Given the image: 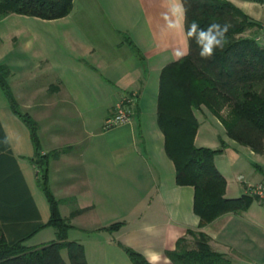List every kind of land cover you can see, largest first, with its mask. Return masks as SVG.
Returning <instances> with one entry per match:
<instances>
[{
	"label": "crops",
	"instance_id": "crops-1",
	"mask_svg": "<svg viewBox=\"0 0 264 264\" xmlns=\"http://www.w3.org/2000/svg\"><path fill=\"white\" fill-rule=\"evenodd\" d=\"M131 1L138 6L141 25H130L123 5L119 25H113L105 16L116 7L105 0H73L70 13L53 20L11 13L2 20L15 14L21 22L0 25V63L10 69L17 108L38 123L41 153L59 151L47 160L48 182L61 216L71 225L67 237L83 245L87 264H133L119 242L145 258L159 254L156 264H173L166 251L181 237L191 242L187 231L197 230L200 220L193 207L194 187L176 182L157 120L160 72L188 52L183 3ZM30 19L42 23L30 25ZM123 32L130 33L141 57ZM130 93L135 95L131 119L105 127L114 106ZM195 116L197 146L224 142L214 163L226 180L225 196L249 195L253 184L264 181V154L229 138L205 107ZM200 138L203 144L198 145ZM34 153L29 128L0 87V237L10 241L50 227L49 240L55 238L52 226L39 227L48 221L50 208L30 160ZM24 195L31 203L27 214V205L19 203ZM115 222L122 224L106 228ZM26 224L31 226L20 234ZM202 231L210 248L231 264H264V203L259 199L221 214Z\"/></svg>",
	"mask_w": 264,
	"mask_h": 264
},
{
	"label": "trees",
	"instance_id": "trees-1",
	"mask_svg": "<svg viewBox=\"0 0 264 264\" xmlns=\"http://www.w3.org/2000/svg\"><path fill=\"white\" fill-rule=\"evenodd\" d=\"M185 13V31L193 22L206 29L212 23L229 25L227 43L216 49L209 58L200 56L194 38H188V52L180 59L165 65L159 76L157 120L165 135V151L173 160L176 182L194 187L193 207L199 216L197 230L189 229L186 237L177 240L166 255L173 264H231L230 259L209 246V238L202 231L208 223L223 213L247 207L254 199L251 195L237 198L225 196L226 180L217 169L214 158L222 152L219 148L197 146L194 143L199 121L195 111L205 107L219 117L229 138L264 154V43L253 36H243L251 28L260 27L249 15L231 0H182ZM73 0H0V20L11 13L53 20L66 16ZM141 57L136 45L127 40ZM10 69L0 63V87L12 111L27 125L35 145L30 159L37 169V181L50 208L48 221L41 226H52L55 238L28 246L24 241L32 234L14 240L0 237V264H87L81 243L69 240L71 225L59 212V200L50 189L47 160L58 150L41 153L38 141V123L17 108L8 77ZM227 107V112H220ZM79 211V210H78ZM73 210L71 213L78 212ZM122 223L106 227L114 230ZM133 264H149L135 249L118 243ZM66 250L67 258L61 254Z\"/></svg>",
	"mask_w": 264,
	"mask_h": 264
},
{
	"label": "rangeland",
	"instance_id": "rangeland-1",
	"mask_svg": "<svg viewBox=\"0 0 264 264\" xmlns=\"http://www.w3.org/2000/svg\"><path fill=\"white\" fill-rule=\"evenodd\" d=\"M105 1L109 2V5L111 7H116L115 8V12L114 11H111L110 9H109V11H107V13H108V15H109L110 18L108 16H105L106 20H108V21L110 20V22L113 25H119L118 17L121 14V7H122V5L124 6V11H122V13L125 14V15L127 14L130 17V25L131 24H133V25H141L140 24V22H141V20H140L141 19V14H140L139 9H138V6H137V4L135 2H132V1L130 2V0H105ZM231 1L233 3L240 2L239 3V6L242 7L249 14V17H250L251 20L255 21L260 26L264 24V0H231ZM30 20H31V22H28V23H30V25H41V23H42L40 21H35V20H32V19H30ZM70 20L72 22L69 21L68 23H71L72 24L74 22L73 21L74 20V17H72ZM20 22H21L20 19H16V15L15 14H12V15H10L8 18H6L4 20L1 19L0 20V25H7L6 27L8 28V25H14L15 23H20ZM120 22H121L120 24H122V21L121 20H120ZM88 23H89V21L85 25H89ZM92 23H93V21H92ZM55 24L56 25H64L63 22H57ZM104 24L105 23H103L102 20L99 22V25H104ZM44 25H46V24H44ZM52 25H54V24H52ZM74 26L76 28V25H72L71 27H74ZM6 30L8 32V29H5V32H6ZM258 34H259V27L257 29L251 28L250 30H247L243 34V36H246V37L253 36L257 41H259L260 43H263L262 40L259 39ZM122 35L124 36V40L126 42H128L127 40H131L132 41L131 35H130L129 32H127V33L123 32ZM4 38H6V35H5ZM6 42L8 44V40ZM0 47H4V46L2 44H0ZM20 110L22 112H26L22 108H20ZM223 110L224 109H222L220 113L222 115H225L226 112H227V107H225L224 112H223ZM112 112H113V110H112ZM217 118L220 120L219 117H217ZM202 124H200V125L202 126ZM203 128H204L203 126L200 127L201 130ZM37 134H38V130H37ZM197 144L198 145L203 144L201 138L197 141ZM205 144H208V145H205V146L211 147V148H213V146H215L213 144H217L216 146H220V142L218 143V142H215V141H206ZM26 198H28L26 195L20 197L19 203H23V204L25 203V205H27V211H25V213L27 214L28 213V210L29 211L31 210V203L29 202L28 199L26 200ZM29 226H31V224H26L25 225V228L23 230H19V233L20 234L21 233L23 234V232H25V231L27 232ZM51 229H52L51 227L50 228H47V229H42L40 232H38L34 236H32V237L29 236L24 241V244L25 245H28V246H35V245H38V244H41V243L50 241L49 239H50V236L52 234L51 233L52 232ZM188 238H189V240H193L192 239L193 237L191 235H189ZM61 254H62V256L64 258H67L66 250H62L61 251Z\"/></svg>",
	"mask_w": 264,
	"mask_h": 264
},
{
	"label": "clouds",
	"instance_id": "clouds-1",
	"mask_svg": "<svg viewBox=\"0 0 264 264\" xmlns=\"http://www.w3.org/2000/svg\"><path fill=\"white\" fill-rule=\"evenodd\" d=\"M229 25H221L219 23H212L206 29L200 28L198 22L193 21L187 29L186 35L188 38H194L196 44L200 49V56L203 58H209L214 55L216 49H223L227 43L226 34L228 32ZM187 54V51L185 52ZM146 259L149 260V264H156L159 261L160 256L156 253L146 254Z\"/></svg>",
	"mask_w": 264,
	"mask_h": 264
},
{
	"label": "built area",
	"instance_id": "built-area-1",
	"mask_svg": "<svg viewBox=\"0 0 264 264\" xmlns=\"http://www.w3.org/2000/svg\"><path fill=\"white\" fill-rule=\"evenodd\" d=\"M259 39L264 43V24L259 27ZM135 103V95L127 94L114 106L113 112L105 120V127H111L117 124L127 123L132 115L131 106ZM249 195L259 199L264 203V181L253 184L249 191Z\"/></svg>",
	"mask_w": 264,
	"mask_h": 264
}]
</instances>
